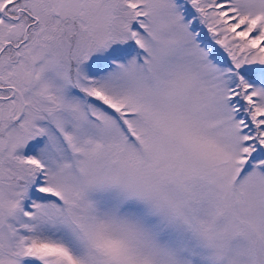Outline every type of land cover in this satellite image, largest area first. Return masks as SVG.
I'll return each mask as SVG.
<instances>
[{
    "label": "snow or ice",
    "instance_id": "1",
    "mask_svg": "<svg viewBox=\"0 0 264 264\" xmlns=\"http://www.w3.org/2000/svg\"><path fill=\"white\" fill-rule=\"evenodd\" d=\"M0 264H264V0H0Z\"/></svg>",
    "mask_w": 264,
    "mask_h": 264
}]
</instances>
